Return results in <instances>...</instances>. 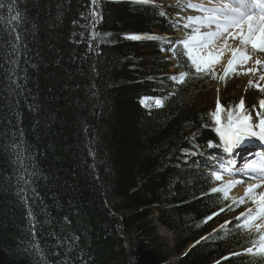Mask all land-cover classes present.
<instances>
[{
  "label": "trees",
  "instance_id": "16d2710c",
  "mask_svg": "<svg viewBox=\"0 0 264 264\" xmlns=\"http://www.w3.org/2000/svg\"><path fill=\"white\" fill-rule=\"evenodd\" d=\"M104 3L95 26L91 0H0V264H249L222 260L254 238L220 229L229 211L203 223L230 204L201 196L217 182L182 169L181 149L218 140L195 103L207 78L174 86L166 42L125 38L166 26L153 4ZM168 92L150 114L139 102Z\"/></svg>",
  "mask_w": 264,
  "mask_h": 264
},
{
  "label": "snow or ice",
  "instance_id": "6c2138e0",
  "mask_svg": "<svg viewBox=\"0 0 264 264\" xmlns=\"http://www.w3.org/2000/svg\"><path fill=\"white\" fill-rule=\"evenodd\" d=\"M130 2L153 4V0H130ZM91 3L94 6L90 14L91 18L94 23L99 22L103 19L98 8L99 0H91ZM153 6L156 7L154 4ZM175 6L191 8L200 13L180 17L174 21V26H182L187 30V34L177 38L175 43L167 36L149 33L126 34L125 38L132 41L166 42L167 47H161L160 51L171 52L172 56L165 58L170 60L173 57H180L184 62L177 66L188 69L167 77L174 86L183 85L189 79L211 77L213 80L220 79L227 82L233 75L253 74L258 76V80H249V87L256 88L264 94V84L261 83L264 82V59L257 55L264 54V0H207V3H193L192 0L181 3L178 0ZM160 15L164 16L165 13L161 12ZM181 20L186 22L181 25ZM94 35L99 36V33ZM105 35L110 36L111 33ZM226 54L228 58L221 75L218 74L216 66L221 64ZM249 62L252 64L240 71V66L249 65ZM174 95L175 92H168L164 96L144 97L140 103L149 110L150 114L152 108L164 109L165 100ZM150 99L154 100V104L147 103ZM258 105V109L254 104L249 110L245 106V99L241 97L236 105L225 108L217 98L215 110L207 113V119L214 125L213 130L218 137L217 143L228 157V159L220 160L213 157L214 164L219 170L209 173V176L212 181H222L223 173L239 178L219 186H212L208 193H201V196L205 197L218 194L220 201L231 200L230 204L221 206L218 211L206 216L203 223H207L226 210L232 211L249 202L253 205L235 217L237 222L235 227L254 237L250 240L252 246L241 252H231L223 256V261H229L233 257H249V264H264V98L258 101ZM252 111H255V121ZM225 112L226 118L223 117ZM204 119L205 117H201L202 121ZM201 127L207 128L209 125L201 123ZM197 135L198 133H194L187 139L195 141ZM207 147L215 149L216 144L209 140ZM19 148V145L15 146V155L17 163L21 164L24 154ZM181 151L188 156L197 155V153L189 152L187 148ZM24 168L25 166L22 165V170ZM20 179L23 180L24 177L21 176ZM249 180L256 182L246 183ZM28 182L25 180V183ZM245 183L246 187L242 196L238 198L229 196L233 188ZM21 198L25 199L23 196ZM28 216L34 220L31 210L28 211ZM230 224L232 221H225L219 227L224 229ZM34 227L33 224L31 233L33 236L35 235ZM216 231L217 229L213 230V232ZM211 235L201 237L195 244L207 241ZM195 244L191 247L194 248ZM36 248L40 251L38 244ZM215 264H221V261L217 260Z\"/></svg>",
  "mask_w": 264,
  "mask_h": 264
},
{
  "label": "rangeland",
  "instance_id": "374dc122",
  "mask_svg": "<svg viewBox=\"0 0 264 264\" xmlns=\"http://www.w3.org/2000/svg\"><path fill=\"white\" fill-rule=\"evenodd\" d=\"M154 1L159 2L161 5H166V6L170 5L172 7H174L178 3V0H154ZM180 2L184 3L185 0H180ZM188 10H189V8H187V7H182L180 10H177L174 13V14H176V20L179 19L180 17H186V15L189 16L188 14H186L188 12ZM193 15H199V14L197 12ZM180 22L184 23L186 21L181 20ZM167 36H170L173 43H175L177 38H181V32L177 28H175L174 31L169 32L167 34ZM161 56H163V57H161L160 59H162L164 57H170V56H172V53L165 51V52H162ZM226 57L228 58V54H226L225 58ZM225 58L221 62H226ZM227 58H226V60H227ZM148 60L152 61L153 58L150 57V58H148ZM160 61H162V60H160ZM164 61L173 62V65L169 69L170 72H175V74H178L180 72V71H178V67H177L176 63L174 62L173 58L170 60L164 58ZM251 64H249L248 66H250ZM149 65H151V64H149ZM220 65H217L216 68H217L218 74L222 75L223 66H220ZM151 66H153V65H151ZM246 67H247V65L240 67V71H243ZM249 80H254V81L258 80V76L253 75V74L240 75V76L233 75L231 78H229L227 80V82L222 81L220 79L213 80L210 77V81H208V84L206 86L205 85L201 86L198 90L199 95L196 96V101H195L196 106L204 108V109H206V111L210 112V111L215 110L217 98H219L221 104H223L227 108L233 107L234 105H236L239 102V100L241 99V97L245 98V100L247 98L254 99V97L257 93L254 96L252 93H255L259 90L256 88H253V87H249V85H248ZM261 83L264 84V82H261ZM249 95H250V97H249ZM226 116H227V113L225 112L224 118H226ZM224 157L225 156H221V159H224ZM193 161H195V163L200 162L198 158H193V160H190V163L192 164ZM189 164L186 165V168L188 166H190ZM212 164L215 166L214 162H212ZM218 182H220L222 184V183H224V180L218 181ZM247 182L251 183V182H256V181L249 180V181H246V183ZM246 183L242 184V185H244L246 187ZM229 196L233 197L231 195H229ZM228 201L231 202V200H228ZM248 207H253V205L251 203H247V204L240 205L239 207H237L235 211H233L227 215L228 221L229 220L230 221L235 220V217H237L239 215V213L245 211V209ZM157 230H158V233L161 237H163V238L167 237L173 241V244L175 243L176 238H174V234L169 228H166L161 223H157ZM178 255H179V253L175 252L171 256V258L167 261V264H176V262L178 261L177 260Z\"/></svg>",
  "mask_w": 264,
  "mask_h": 264
},
{
  "label": "bare ground",
  "instance_id": "6f19581e",
  "mask_svg": "<svg viewBox=\"0 0 264 264\" xmlns=\"http://www.w3.org/2000/svg\"><path fill=\"white\" fill-rule=\"evenodd\" d=\"M204 2L203 3H207V0H203ZM193 3H196V1H192ZM202 3V2H200ZM182 34V33H181ZM260 56L261 59H264V54H257ZM225 58V57H224ZM227 58V57H226ZM226 58H225V61H226ZM224 60V59H223ZM252 62H249V64H251ZM244 65H241L240 67H243ZM248 67V65H247ZM206 86V85H205ZM148 104H154V100H148L147 101ZM219 169H215L214 171H218ZM223 180L224 181H229V180H235V179H238L239 177L237 176H232V175H228L227 173H223ZM248 183V182H247ZM251 183H254V182H251ZM244 190H245V186L244 185H238L237 187L233 188L229 195L233 196V197H238V196H242L244 194ZM250 203V202H249ZM259 222V221H258Z\"/></svg>",
  "mask_w": 264,
  "mask_h": 264
}]
</instances>
